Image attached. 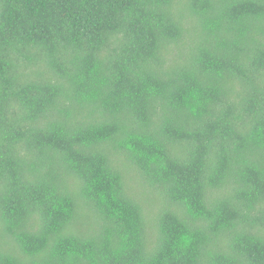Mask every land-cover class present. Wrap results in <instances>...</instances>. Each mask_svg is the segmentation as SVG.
<instances>
[{"label": "trees", "instance_id": "obj_1", "mask_svg": "<svg viewBox=\"0 0 264 264\" xmlns=\"http://www.w3.org/2000/svg\"><path fill=\"white\" fill-rule=\"evenodd\" d=\"M0 264H264V0H0Z\"/></svg>", "mask_w": 264, "mask_h": 264}]
</instances>
